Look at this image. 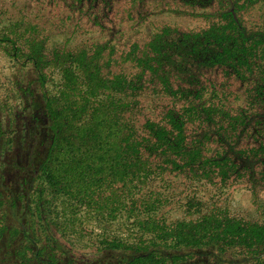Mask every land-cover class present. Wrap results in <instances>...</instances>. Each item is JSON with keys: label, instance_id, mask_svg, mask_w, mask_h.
Returning <instances> with one entry per match:
<instances>
[{"label": "trees", "instance_id": "obj_1", "mask_svg": "<svg viewBox=\"0 0 264 264\" xmlns=\"http://www.w3.org/2000/svg\"><path fill=\"white\" fill-rule=\"evenodd\" d=\"M176 1L210 6L199 0ZM201 1L221 3L210 14L217 21L198 31L164 26L143 46L133 42L122 54V60L135 67L131 75L103 73L114 54L109 41L74 51L55 48L44 56L42 38L33 35L21 43L18 34L0 32V47L18 69L30 66L41 93V117L35 119L26 164L32 178L21 209H15V198L9 204L8 194L0 189V203H8L2 220L0 212V239L9 238L4 230L11 227L18 234L14 238L24 243L10 252L13 264H87L68 256L63 244L62 251L48 252L43 242L45 234L57 242L53 232L64 237V230L52 228L57 223L50 207L60 197L93 205L100 202L97 193L105 185L125 183L132 191L138 182L146 184L165 170L207 182L243 177L264 186V23L249 29L239 15L259 0ZM133 2L138 5L141 0ZM47 67L60 69L62 83L56 93L45 87ZM213 67L234 72L246 85L245 104L235 113L223 102L227 90L201 81V71ZM146 85L169 96L172 104L161 119L138 124L124 115L128 103L122 96H131L133 105ZM45 144L47 148L39 151ZM157 199L143 204L151 210ZM141 223L149 237L131 243L105 239L102 255L88 264H218L227 253L240 264H264V224L216 211L194 222L167 223L153 216ZM109 252L124 256L108 263Z\"/></svg>", "mask_w": 264, "mask_h": 264}, {"label": "rangeland", "instance_id": "obj_2", "mask_svg": "<svg viewBox=\"0 0 264 264\" xmlns=\"http://www.w3.org/2000/svg\"><path fill=\"white\" fill-rule=\"evenodd\" d=\"M213 2V3H212ZM202 2L210 6L200 8L181 5L176 0H141L138 5L133 0H99L92 4L88 0H0V32L18 34V41H26L35 35L42 38L43 55L55 48L77 50L89 47L94 42H106L114 46L112 61L103 67V73L124 72L131 75L135 67L122 60L133 42L143 46L150 37L164 26L180 31H198L217 21L210 14L221 8V3ZM264 0H259L248 8L240 10L243 23L249 29L261 28L264 23ZM91 48V47H90ZM107 52H105L106 54ZM45 87L56 93L62 83L60 69L47 67ZM203 70V69H199ZM204 85L227 90L230 112L245 104V84L232 71L221 67L201 71ZM35 75L30 66L17 67L14 60L0 47V189L9 196V204L16 199L17 211L21 209L22 196L31 183L27 155L34 144L35 119L40 116L38 99L41 96ZM32 86L33 90H28ZM209 91V89H207ZM122 99L124 115L143 123L146 119H161L164 111L172 103L169 96L151 86L139 92L133 105L131 96ZM41 117V116H40ZM192 129V126H189ZM34 138V139H33ZM47 141H43L46 143ZM47 145H39L42 151ZM262 180H259V182ZM125 183L105 185L97 193L98 203L69 201L64 197L53 200L52 217L57 223L53 229H61L64 237L53 232L56 241L46 234L43 242L47 251H62L63 244L69 250L68 256L77 263H91L102 255L99 249L105 239H121L127 243L149 237L150 231L139 221L158 217L172 223L176 220L195 221L203 213L216 211L236 217L243 222L264 224V186L254 185L245 178H231L226 182L195 180L176 171L165 170L155 174L149 181L138 182L130 191ZM158 198L150 210L143 202ZM136 200V203H131ZM187 202L190 205H187ZM8 203H0L1 220ZM194 205L192 208L188 206ZM23 211V210H22ZM11 222L14 219L11 217ZM57 227V228H56ZM7 240L0 239V264H13L10 252L24 245L14 228H7ZM73 243L70 246L67 240ZM112 259L108 263L119 262L123 254L109 252ZM225 254L218 264H240Z\"/></svg>", "mask_w": 264, "mask_h": 264}]
</instances>
